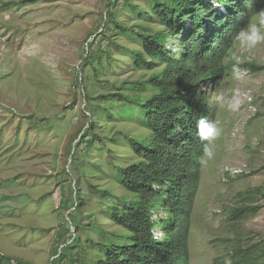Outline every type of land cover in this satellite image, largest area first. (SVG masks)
<instances>
[{
    "label": "rangeland",
    "instance_id": "1",
    "mask_svg": "<svg viewBox=\"0 0 264 264\" xmlns=\"http://www.w3.org/2000/svg\"><path fill=\"white\" fill-rule=\"evenodd\" d=\"M151 12L150 0H0V264H99L113 242L129 243L108 206L135 197L113 164L138 159L123 133L150 136L126 97L147 99L145 80L160 69L135 64L142 41L116 24L163 31ZM174 45L166 43L177 54ZM226 64L214 97L219 135L193 212L191 264H231L249 248L251 264H264V69H256L264 67V41L248 50L236 40ZM247 90L258 115L245 124ZM226 165L245 172L222 182ZM251 207L258 211L238 215Z\"/></svg>",
    "mask_w": 264,
    "mask_h": 264
},
{
    "label": "trees",
    "instance_id": "2",
    "mask_svg": "<svg viewBox=\"0 0 264 264\" xmlns=\"http://www.w3.org/2000/svg\"><path fill=\"white\" fill-rule=\"evenodd\" d=\"M150 2L149 14L158 19L163 31L151 33L141 24L135 26L138 30L116 24L142 41V50L133 55L135 64L153 72L160 70L145 80L144 86L151 90L147 99L126 97L130 109H140V121L150 136L147 141H134L131 135L122 134L133 143L138 159L113 164L114 178L135 199L117 198L118 205L108 206V213L114 224L131 235L129 243L113 242L99 264H191L193 212L211 141L197 135L196 120L206 117L215 123L218 107L214 97L229 70L226 59L236 34L264 10V0ZM147 14L144 11L139 17ZM169 40L178 42V47L174 45L177 54L166 47ZM119 97L122 94L113 96ZM94 123L88 125L89 132ZM82 205L80 200L76 209ZM257 209L243 208L238 215L256 213ZM252 259L250 248L240 249L232 255L231 264H251Z\"/></svg>",
    "mask_w": 264,
    "mask_h": 264
},
{
    "label": "clouds",
    "instance_id": "3",
    "mask_svg": "<svg viewBox=\"0 0 264 264\" xmlns=\"http://www.w3.org/2000/svg\"><path fill=\"white\" fill-rule=\"evenodd\" d=\"M264 27V10L257 13L254 21H250L245 27L241 28L235 37L240 42L241 47L248 50L255 48L261 41H264V34L260 28ZM197 135L202 140H214L219 135V129L214 122H210L206 117L196 120ZM208 155V153H205Z\"/></svg>",
    "mask_w": 264,
    "mask_h": 264
},
{
    "label": "built area",
    "instance_id": "4",
    "mask_svg": "<svg viewBox=\"0 0 264 264\" xmlns=\"http://www.w3.org/2000/svg\"><path fill=\"white\" fill-rule=\"evenodd\" d=\"M241 108L242 112H244V116L240 119L239 123L247 124L252 118L258 115V110L255 106L254 102V95L251 90H247L246 92L242 93L241 95ZM240 125V124H238ZM244 168L239 166H230L226 165L223 166L220 172V177L222 182H228L239 175L244 174Z\"/></svg>",
    "mask_w": 264,
    "mask_h": 264
}]
</instances>
